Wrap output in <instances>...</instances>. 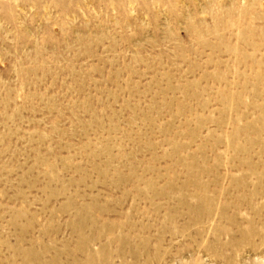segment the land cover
Returning <instances> with one entry per match:
<instances>
[{"label": "rangeland", "instance_id": "obj_1", "mask_svg": "<svg viewBox=\"0 0 264 264\" xmlns=\"http://www.w3.org/2000/svg\"><path fill=\"white\" fill-rule=\"evenodd\" d=\"M0 264H264V0H0Z\"/></svg>", "mask_w": 264, "mask_h": 264}]
</instances>
